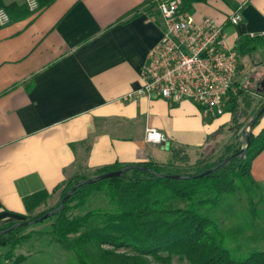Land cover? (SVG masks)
Masks as SVG:
<instances>
[{
	"label": "crops",
	"instance_id": "0c3cea01",
	"mask_svg": "<svg viewBox=\"0 0 264 264\" xmlns=\"http://www.w3.org/2000/svg\"><path fill=\"white\" fill-rule=\"evenodd\" d=\"M152 1L54 0L0 26V227L38 214L77 174L115 163L163 164L173 147L192 159L229 127L230 112L207 121L187 100L125 99L142 85L162 36ZM187 8L197 21L218 22L240 9L241 23L227 27L232 46L240 36H264V0H200ZM150 128L165 140L147 142ZM263 128L264 115L250 130ZM251 174L264 183V150ZM43 191L51 196L40 204Z\"/></svg>",
	"mask_w": 264,
	"mask_h": 264
},
{
	"label": "trees",
	"instance_id": "16d2710c",
	"mask_svg": "<svg viewBox=\"0 0 264 264\" xmlns=\"http://www.w3.org/2000/svg\"><path fill=\"white\" fill-rule=\"evenodd\" d=\"M38 1L41 10L54 0ZM183 1L187 8L200 0ZM141 7L119 22L133 19ZM0 8L12 19L30 14L26 3L5 4L0 0ZM150 8L154 6L150 4ZM262 45V35L240 36L235 45L240 56L238 72L241 57ZM261 83L256 93L264 92ZM248 93V88L239 87L230 93L227 112L235 124L232 130L242 128L241 103L248 115ZM263 107L264 103L252 119ZM249 138L247 146L245 137L247 149L243 154L237 155L242 149L228 147L216 161L197 160L189 171L170 170L173 162L190 160L182 149L173 147L166 165L153 160L115 163L96 169L92 178L123 170L120 174L77 188L87 178L79 180L75 175L63 184L62 200L73 191L62 207L61 200L55 208L0 227V247L14 249L22 244L30 237L22 234L26 228L61 207L52 215L54 221L47 233L69 254V264H170L174 258L186 264H264V184L251 174L252 162L264 150V128L257 135L249 131ZM96 194L103 195L104 204L92 207L90 202ZM50 196L47 191L37 195L40 204ZM23 258L18 257L13 264Z\"/></svg>",
	"mask_w": 264,
	"mask_h": 264
},
{
	"label": "built area",
	"instance_id": "2783aa9c",
	"mask_svg": "<svg viewBox=\"0 0 264 264\" xmlns=\"http://www.w3.org/2000/svg\"><path fill=\"white\" fill-rule=\"evenodd\" d=\"M24 1L30 12L39 10L38 0ZM150 4L161 19L162 36L149 51L142 85L125 99L160 97L175 104L187 100L206 118L224 115L240 64L235 46L228 42L227 27L241 23L240 9L223 22L213 18L197 21L183 0H153ZM11 21L9 13L0 8V26ZM146 140L160 144L165 137L150 128Z\"/></svg>",
	"mask_w": 264,
	"mask_h": 264
},
{
	"label": "rangeland",
	"instance_id": "374dc122",
	"mask_svg": "<svg viewBox=\"0 0 264 264\" xmlns=\"http://www.w3.org/2000/svg\"><path fill=\"white\" fill-rule=\"evenodd\" d=\"M259 48L262 49V51ZM259 48L257 49L259 50L258 53H254L253 56L241 57V68L238 72L237 83H239V88H248V94L250 95L249 97L251 100L250 108H248V115L243 113L244 103H241L240 106L242 116L240 123L242 128L240 130H230V128L235 125L230 121L229 127L227 126L221 131L222 135H217L211 144L202 152L195 154L193 158L186 163L180 161L173 162L172 166L169 167L170 170L189 171L196 164L197 160L214 162L226 152L228 147L235 149H243L246 147V135L244 129L252 120V115L264 103V92L259 90V92L256 93V89L259 87L258 82H264V46L262 45ZM238 87H235V89H238ZM230 117L232 119V114ZM250 129L251 128H249V131H251ZM166 164L167 162L163 163V165ZM77 175L79 176V180H82L84 177L91 179L94 176V172L87 173L86 175ZM63 188L64 186L61 187V190L55 193L56 195L52 197L51 201L47 203L40 212L55 208L61 202ZM103 199L104 197L102 194L94 195L91 199L90 206L95 207L103 205ZM53 221L54 218L50 216L42 222L30 225L22 232V234H30V237L14 249L0 247V264H13L20 256H23L24 258L19 264H69V254L52 239L50 234L47 233L50 230ZM9 253H12L13 255L12 257L7 258ZM170 264L186 263L179 261L178 258H174Z\"/></svg>",
	"mask_w": 264,
	"mask_h": 264
},
{
	"label": "water",
	"instance_id": "95a60500",
	"mask_svg": "<svg viewBox=\"0 0 264 264\" xmlns=\"http://www.w3.org/2000/svg\"><path fill=\"white\" fill-rule=\"evenodd\" d=\"M262 87H264V82L261 83ZM260 89V88H259ZM264 113V107L258 112V114L250 121V123L245 127L244 129V133L246 135V138H247V146L249 145L250 143V138H249V128H251V125L253 124V122L258 119L262 114ZM247 146L245 148H243L240 152L237 153V155L239 154H243L246 149H247ZM233 156L235 155H232L231 157H229L228 159H226L224 162H226L227 160L231 159ZM123 170H120V171H117V172H113V173H108V174H104V175H101V176H97V177H94V178H91V179H87L81 183H79V185H77L75 188H77L78 186H80L81 184H84V183H93L97 180H101V179H105V178H109V177H112V176H116L118 174H120ZM170 177H175L177 178L178 176L176 175H171ZM73 190H71L62 200V203H61V207L64 205L65 201L67 200V198L70 196V194L72 193ZM60 207V208H61ZM60 208H57L55 209L54 211L52 212H49L47 213L45 216H43L42 218L38 219L37 221L34 222V224L36 223H39V222H42L43 220L49 218L50 216H52L53 214H55Z\"/></svg>",
	"mask_w": 264,
	"mask_h": 264
}]
</instances>
